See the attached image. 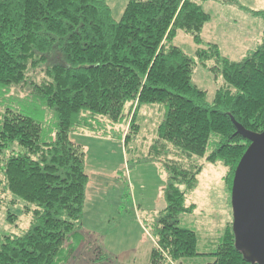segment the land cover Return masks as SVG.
Segmentation results:
<instances>
[{
	"label": "trees",
	"instance_id": "16d2710c",
	"mask_svg": "<svg viewBox=\"0 0 264 264\" xmlns=\"http://www.w3.org/2000/svg\"><path fill=\"white\" fill-rule=\"evenodd\" d=\"M252 13L264 24V9ZM209 20L196 0H128L119 20L106 0H0V86H22L27 73L43 70L31 92L57 117L53 138L42 141L39 122L7 107L0 111V154L14 143L25 151L6 159L0 186L12 202H25L20 213L30 215L25 230L0 234V264H63L88 182L84 152L70 134L91 130L88 123L98 116L118 122L127 106L126 146L139 130L140 106L156 103L164 114L151 150L162 159L167 180L147 264L198 255L195 231L179 225L180 215L193 208L185 204L186 191L195 186L203 161L226 168L231 190L249 145L231 117L247 130L264 128V37L239 60L222 57L215 43L196 50L200 61H215L224 82L210 101L192 82L194 59L173 40L181 30L201 44ZM17 218L6 212L8 221ZM211 255L207 264H256L235 247L231 222Z\"/></svg>",
	"mask_w": 264,
	"mask_h": 264
},
{
	"label": "rangeland",
	"instance_id": "374dc122",
	"mask_svg": "<svg viewBox=\"0 0 264 264\" xmlns=\"http://www.w3.org/2000/svg\"><path fill=\"white\" fill-rule=\"evenodd\" d=\"M127 1L106 0L115 20H119ZM196 1L211 16L201 32L202 43L195 44L190 34L179 30L173 44L194 59L192 82L205 90L210 101L224 82L220 71L214 68L215 61H200L196 50L215 42L220 55L231 60H239L254 50L264 37V24L252 11L263 10L264 0ZM43 76L44 71L36 69L27 73L22 86H0V111L7 107L31 117L41 125V140L49 141L55 134L56 114L31 92V84L39 83ZM127 108L118 122L98 116L88 123L92 124L91 130L77 129L70 134L71 141L84 152L88 182L82 216L64 245L63 264L148 263L153 245L151 228L165 207L163 188L167 173L162 159L151 150L164 107L157 103L140 106L136 115L139 130L125 146L122 133L127 130ZM23 153L18 144L9 145L0 154V168L9 156ZM225 173L221 164L203 161L195 186L186 191L185 204L193 208L180 215L179 225L195 231L198 255L175 264L213 261L211 253L225 226L232 223L231 190L224 182ZM12 198L0 186V234L19 233L29 225L30 215L20 213L25 202H12ZM7 211L18 218L8 221Z\"/></svg>",
	"mask_w": 264,
	"mask_h": 264
},
{
	"label": "water",
	"instance_id": "95a60500",
	"mask_svg": "<svg viewBox=\"0 0 264 264\" xmlns=\"http://www.w3.org/2000/svg\"><path fill=\"white\" fill-rule=\"evenodd\" d=\"M235 133L249 142L231 184V228L235 247L250 263L264 264V128L245 129L230 118Z\"/></svg>",
	"mask_w": 264,
	"mask_h": 264
},
{
	"label": "crops",
	"instance_id": "0c3cea01",
	"mask_svg": "<svg viewBox=\"0 0 264 264\" xmlns=\"http://www.w3.org/2000/svg\"><path fill=\"white\" fill-rule=\"evenodd\" d=\"M210 18H211V16H210ZM214 43H215V42H214ZM215 44H216V43H215ZM152 244L154 245V240H153ZM153 245H152V246H153Z\"/></svg>",
	"mask_w": 264,
	"mask_h": 264
}]
</instances>
